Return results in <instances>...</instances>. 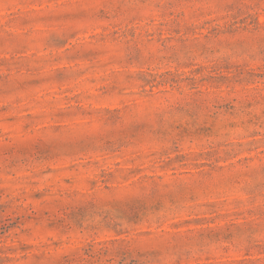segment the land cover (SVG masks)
Wrapping results in <instances>:
<instances>
[{
    "label": "rangeland",
    "instance_id": "rangeland-1",
    "mask_svg": "<svg viewBox=\"0 0 264 264\" xmlns=\"http://www.w3.org/2000/svg\"><path fill=\"white\" fill-rule=\"evenodd\" d=\"M0 264H264V0H0Z\"/></svg>",
    "mask_w": 264,
    "mask_h": 264
}]
</instances>
